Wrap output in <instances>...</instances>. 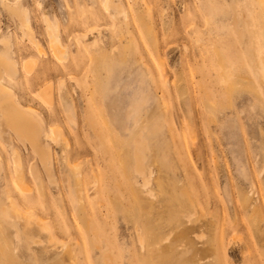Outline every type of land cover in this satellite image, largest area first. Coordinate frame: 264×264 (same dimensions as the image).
<instances>
[{
  "label": "rangeland",
  "instance_id": "rangeland-1",
  "mask_svg": "<svg viewBox=\"0 0 264 264\" xmlns=\"http://www.w3.org/2000/svg\"><path fill=\"white\" fill-rule=\"evenodd\" d=\"M0 58V264H264V0H0Z\"/></svg>",
  "mask_w": 264,
  "mask_h": 264
},
{
  "label": "crops",
  "instance_id": "crops-1",
  "mask_svg": "<svg viewBox=\"0 0 264 264\" xmlns=\"http://www.w3.org/2000/svg\"><path fill=\"white\" fill-rule=\"evenodd\" d=\"M52 26H56V24H53ZM0 65H4V68L9 70L10 73L13 72L12 64L7 59L0 58ZM0 80H1V76H0ZM8 92L9 91L4 92V90L0 86V95L6 97L9 94ZM0 113L2 114L4 119H6V121L8 120L6 125L12 128L14 132L20 136L21 139L28 141L29 144L34 147V145L31 144V140L34 137V134H32L33 133L31 129L32 125L29 123L31 122L29 120L30 116H27L25 112L14 107L12 103L9 101L0 105ZM19 117H21L22 119H20ZM20 131H24L28 134L24 135Z\"/></svg>",
  "mask_w": 264,
  "mask_h": 264
},
{
  "label": "bare ground",
  "instance_id": "bare-ground-1",
  "mask_svg": "<svg viewBox=\"0 0 264 264\" xmlns=\"http://www.w3.org/2000/svg\"><path fill=\"white\" fill-rule=\"evenodd\" d=\"M258 1H260V0H258ZM262 1V0H261ZM259 4H260V2H259ZM263 4V3H262ZM106 6L107 7H109L110 6V1H106ZM106 8V7H105ZM118 10H120V9H118ZM121 12V11H120ZM23 15V16H22ZM19 16H22V23L25 25V26H27L28 27V21H29V19L25 16V11L23 12V13H20V15ZM23 25V26H24ZM49 25V24H48ZM50 27H51V25H49ZM49 26H47V27H49ZM49 27V28H50ZM25 30H27V32H30V33H28L27 35L28 36H30V37H32L31 35V30H30V28L28 27V29L27 28H25ZM51 30V29H50ZM55 29H53V31H54ZM52 31V30H51ZM54 33H57V32H54ZM58 38V37H57ZM59 39V38H58ZM52 43H54L55 45H56V47L60 50V49H62L63 48V46H62V44L58 41L57 42V40L56 41H54V42H52ZM55 49V48H54ZM57 49V50H58ZM56 50V51H57ZM59 53L61 54V55H63L64 53H63V51H59ZM261 64V63H260ZM261 70H262V72H263V78H264V67H263V65H262V67H261ZM0 86H1V88L4 90H6V89H8L6 86H4L3 84H2V82H1V80H0ZM5 90H4V92H5ZM42 93H43V95L45 96V97H47L48 95H49V92H48V90L47 89H45V90H43L42 91ZM131 113V112H130ZM131 116H132V113H131ZM20 119H22L21 117H19ZM135 118V117H134ZM133 118V121L135 120ZM21 127V126H20ZM120 128V125H118V129ZM120 130V129H119ZM121 131V130H120ZM61 132V131H60ZM151 132V130H146V131H144L143 132V136L145 135L146 136V139H148V137H149V133ZM122 133V132H121ZM58 134H60V133H58ZM140 136V135H139ZM60 137H62L61 135H60ZM143 138V137H142ZM145 139V138H144ZM147 141V140H146ZM134 144H136V143H134ZM133 144V145H134ZM138 145V144H137ZM140 151L142 152L143 150H141L140 149ZM142 153H146V152H142ZM142 153H140L139 151H138V149H137V147L134 145V147H133V162H134V172H136V173H138V171H139V173L140 172H142L143 173V175H145V173H146V168H145V166H140L141 165V159H140V157H139V155L138 154H142ZM144 154H143V157L145 158V156H144ZM17 164L19 163V162H16ZM146 162L144 161V163L143 164H145ZM78 167V166H77ZM77 167H76V165L74 166V169L75 170H77ZM142 167H143V169H142ZM80 168V167H79ZM73 169V168H72ZM74 171V170H73ZM148 172H150V170L148 171ZM80 173H79V171H78V174H75V178H77L76 180H77V182L79 181V178H80V175H79ZM148 174V173H147ZM150 175V174H149ZM142 176V175H141ZM151 176V175H150ZM149 176V177H150ZM16 177H17V179H20L21 177L19 176V173L17 172L16 173ZM144 177H146V176H144ZM149 177H147V179L149 178ZM16 179V178H15ZM73 179H74V176H73ZM150 179V178H149ZM143 181H144V179H143ZM149 181V180H148ZM148 181H146V179H145V182H148ZM150 182V181H149ZM21 183V182H20ZM70 185V184H69ZM39 190V189H38ZM71 195V194H70ZM80 198H78V200H79ZM74 200V199H73ZM12 208H14V206H11ZM16 207V206H15ZM11 210V209H10ZM13 210V209H12ZM4 211V210H3ZM5 213V212H4ZM7 213V212H6ZM20 212H18L17 210H16V208H15V210H14V215L15 216H17L16 217V219L18 218L20 221H21V218L22 217H20L21 215L19 214ZM8 215V214H7ZM6 215V216H7ZM24 215V214H23ZM14 216V217H15ZM27 218H28V216H27ZM23 219H25L24 218V216H23ZM19 221V222H20ZM24 223H26V224H24L25 225V227H28V222L26 221V222H24ZM29 228V227H28ZM31 228V227H30ZM27 230V229H26ZM40 230H42V228L40 229ZM24 231V230H23ZM164 239V238H163ZM163 241V240H162ZM39 242V241H38ZM144 242V241H143ZM142 246V245H141ZM143 247V246H142ZM63 249H64V251H66L67 250V246H63ZM73 253V252H72ZM71 253V251L69 252V255H71L72 254ZM10 254V253H9ZM11 256V255H10ZM72 256H73V254H72ZM11 258H12V261H13V263L15 264V262H14V259H16L15 257H12L11 256ZM10 263V262H9ZM73 264V263H72Z\"/></svg>",
  "mask_w": 264,
  "mask_h": 264
}]
</instances>
